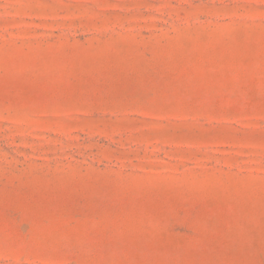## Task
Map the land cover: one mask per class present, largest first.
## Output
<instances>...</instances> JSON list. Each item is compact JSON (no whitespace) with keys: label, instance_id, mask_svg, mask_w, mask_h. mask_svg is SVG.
Instances as JSON below:
<instances>
[{"label":"rangeland","instance_id":"1","mask_svg":"<svg viewBox=\"0 0 264 264\" xmlns=\"http://www.w3.org/2000/svg\"><path fill=\"white\" fill-rule=\"evenodd\" d=\"M0 264H264V0H0Z\"/></svg>","mask_w":264,"mask_h":264}]
</instances>
